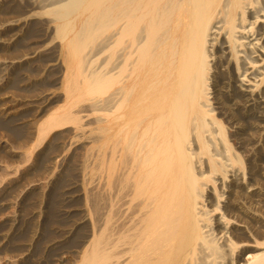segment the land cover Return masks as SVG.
Returning a JSON list of instances; mask_svg holds the SVG:
<instances>
[{
  "label": "bare ground",
  "instance_id": "obj_1",
  "mask_svg": "<svg viewBox=\"0 0 264 264\" xmlns=\"http://www.w3.org/2000/svg\"><path fill=\"white\" fill-rule=\"evenodd\" d=\"M42 3L54 23L47 27L54 35L47 34L61 41L52 60L64 69L65 99L46 110L33 148L61 128L82 132L84 114L98 115L97 193L86 198L88 215L74 233L83 246L88 243L75 264H264V177L234 145L238 128L226 124V118L237 116L247 123L256 120L253 127L264 131V0ZM5 47L1 42L0 49ZM23 61L13 66L20 68ZM56 97L53 92L49 99ZM224 103L230 108L224 109L226 118L220 117ZM71 212L63 213L75 216ZM39 237L33 238V248Z\"/></svg>",
  "mask_w": 264,
  "mask_h": 264
},
{
  "label": "rangeland",
  "instance_id": "obj_2",
  "mask_svg": "<svg viewBox=\"0 0 264 264\" xmlns=\"http://www.w3.org/2000/svg\"><path fill=\"white\" fill-rule=\"evenodd\" d=\"M15 1H17V2H15ZM40 1L41 0H31V1L25 2V0H21V2H20V0H0V7L2 8V9L0 8V10H1L0 11V27L2 28V29H0V39H1L0 43L3 42L6 46L5 48L0 49L1 50L0 51V55H1L0 57L1 58L3 57L2 59L0 58V65L2 64L1 68H5L4 71L2 69L1 70L2 72H0V74L2 73V75H0V79H1L0 80V87L2 89L1 92L4 90L3 93L1 94L2 96L0 95V101H1L0 102V118L2 117V114L5 112L4 113L5 116H3L1 118L3 120H0V127L2 129L0 132V136H2L0 139V155L2 154L0 156V209L2 208L1 209L2 211L0 210V215H1L0 216V228L5 223L4 221L7 220L6 221V223H7L6 229H2V228L0 229V248L5 249V250H3V252L0 251V255L2 254L1 255L2 257L0 256V259H3V257H4V259L2 261L0 260V264H7V263L8 264H12V263L13 264H55V263L56 264H72V263L75 264L79 260V258L81 257L80 252L83 251V249L88 245V243L85 246H83L80 243L81 239L75 237L77 234H75V236H74V233H75V231L77 232V228L80 227L79 226L80 225L79 223L81 222L80 219L87 217V215H88V213H87L88 209L86 206V198L90 197L91 195L94 196L95 193H97V187H96L97 183H98V181L96 180L97 175H95L93 173V168L96 166V156H97V147H96L95 142H93V141H95V139L93 140V137H96V129L95 128L97 127V123H96V120L98 118L97 114H94L92 112H89V114L88 113L84 114V116L88 115L84 119V124L86 123L87 126H84V129L82 132L80 130L77 133H73V132H71L73 130L72 127L61 128V129H58L57 131H55L53 134H51L49 136L50 139L48 138L47 140H45L44 144L41 147L33 148L35 140L38 136V129H39L40 125L42 124V122L47 118L46 116L49 114L47 112L48 111L47 109L52 110L53 108H57V106H60L64 103V99H65V97H63V92L61 89L62 79H63V75H64V69L62 67L59 68V66L58 67L54 66L55 65L54 61L56 59L52 60L53 57L55 58V56H56V53L54 51H56L55 49H57L56 47L59 46L61 41L58 38H54V37H56V36H53L54 32H55L54 28H52V30H53V31L51 30L52 32H50L48 30V28H47L48 25L54 26V23L52 22V19L50 16L48 17L47 15L46 16L44 15L46 13L47 9H49V8H46L45 6H43V3H42L43 0H42V2H40ZM31 2H34V3L30 4ZM24 3H26V4H24ZM14 4H16V5H14ZM19 4H21V5H19ZM36 4H37V8H36ZM39 5L42 6V8H40ZM15 6H17V7H15ZM25 6H27V8ZM7 8L10 10H8ZM41 12H43V13H41ZM30 15H32L33 17ZM41 16H43V18ZM27 18L28 19L30 18V20L25 24L23 22V20H25ZM3 19H4V22H3ZM49 20L51 21V23L49 22ZM45 21H47L48 24ZM28 23H32V24H28ZM11 26H12V28H11ZM26 26H27V28H26ZM19 27H21V30ZM37 28L41 29L43 32ZM18 30H20L21 32ZM47 33H51L53 35H50ZM4 38H6L7 41ZM9 38H10V40H9ZM15 38H16V40H15ZM51 38H53V40ZM30 40H32V41H30ZM12 42H13V44H12ZM8 45H10V46H8ZM52 47H55V48H52ZM47 48H48V51H46ZM43 50H45V51H43ZM41 51H43L44 53ZM45 52H49V53L47 54ZM2 53H3V55H2ZM8 53H9V55H8ZM42 53L44 55H42ZM15 55L17 58L15 57ZM22 55H23V57H22ZM28 55H29V57H28ZM56 58H57V56H56ZM23 60H26V61H23ZM19 61H23V64H22L23 66H20V68L18 66H16L17 68L15 66H13L14 62H19ZM30 63H32V64H30ZM13 67H15V68L12 69ZM22 67H23V69H22ZM37 73H38V75H37ZM10 74H12L13 76ZM1 83H2L3 87L1 85ZM6 84H8V85H6ZM9 84H11V85H9ZM4 85H6V86H4ZM53 92L57 95V97L52 98L53 99L52 100L49 98H51V93H53ZM3 94H5V95H3ZM55 100L58 103L57 106H56L57 103L55 102ZM223 105H225V103ZM230 106L233 107L232 104ZM13 108H15V110ZM43 110H44V112H43ZM228 110H230V108H228L227 105L223 106V112L224 111L226 113L230 112ZM14 113L15 114L17 113V114L15 115ZM226 113L222 114V115L220 114V117L226 118ZM12 115L14 116V118ZM8 116L9 117L11 116L12 119H11V117L9 118ZM239 116L240 115H238V117ZM4 117H7V118H4ZM94 118H95V120H94ZM236 118H237V116L234 118L235 120H238L237 122L234 119H233V121H231L232 119L226 118L228 121L225 119L226 124L229 127L232 125L235 130L238 128L236 131L233 129V133L235 131V133H234L235 137H234L233 143L236 146L237 150L240 152V155L243 158V160L246 161V164L248 165V161L250 158L253 159L255 164L258 166V169L260 171L262 170L261 171L262 175H263L262 177H264V131L263 130L260 131V129L258 130V128H256L257 127L256 125H258L257 124L258 122L256 120H254L256 122L255 123L256 125L254 123H252L254 121L250 122L252 124L251 125L249 122L247 123L245 120H242L241 117H239L241 120L239 118H237V119ZM4 119H6V120H4ZM239 120L241 122H239ZM24 122H25V124H24ZM92 122H93V124H92ZM232 122H233V124H232ZM1 123H3L4 126ZM5 125H7V126H5ZM254 125L256 126L255 127L256 129L253 127ZM248 126H250V127H248ZM251 127H253V128H251ZM68 130H70V131L68 132ZM21 131H23V132H21ZM32 132H34V133H32ZM60 133H62V134H60ZM75 134H76V136H75ZM77 134H79V135H77ZM59 136H61V137H59ZM32 137H33V139H32ZM88 137L89 138L91 137L90 140L92 139V142L89 140ZM56 138H58V139H56ZM49 145L51 146L50 148L48 147ZM13 146H14V148H13ZM52 148H54V150ZM43 149H45V150H43ZM46 152H48V153H46ZM27 154H28V156H27ZM73 154H75V156L79 155L81 157L80 158H79V156L75 157ZM86 156H88V158ZM245 156H246V158H245ZM75 158H76V160L73 162L72 160ZM42 159H43V161L45 160L43 163H42ZM85 160H87V161L85 162ZM37 161H38V163H37ZM40 162H41V164H39ZM257 162H258V164H257ZM69 164L70 165L72 164L71 166L72 167L75 166V167H73V168L69 167L70 166ZM75 164L78 165L79 167L78 166L76 167ZM87 164H88L89 168L87 167ZM64 169H66V170H64ZM262 179H264V178H262ZM262 179L260 181L261 182L260 187L264 186L263 185L264 180H262ZM84 181L86 183H84ZM84 184H86L85 187H84ZM92 186H93V189H95V190H93V192H92ZM261 189H264V187H261ZM89 191H91L92 194ZM262 191L264 193V190H262ZM87 194H88V196H87ZM52 198L55 201H57L56 205L54 204L55 201L52 200ZM70 198L72 200L71 202L68 201V200H70ZM30 199H31V201H30ZM26 200H28V202ZM78 200H79V202H78ZM49 203H51L52 206ZM54 205L56 207L58 206L60 209H58V207L56 208ZM51 207H53L54 209ZM46 208L50 209V210L52 209L53 211L57 209V211L58 210L59 211H58V213H57V211L52 212V211H48ZM25 209L27 210V213L29 216H25V215H27V213H25V211H24ZM83 209H84V211H82ZM46 211L49 212V215ZM67 211H69V212H71V211L75 212L76 211L75 216H73V214L65 215V213ZM2 212H3V214H2ZM63 212H65V213H63ZM59 213H61V214H59ZM4 214H6L8 218H6V215H4ZM50 214L54 217L52 218L50 216ZM22 216H24L23 217L24 223H23V221H21L22 219L20 218ZM47 216H49V217H47ZM62 216H63V219L61 218ZM34 217L35 218L37 217L36 220L33 219ZM45 217H47V219L48 218H50V219H48V221H47V219ZM17 218H19V219H17ZM8 219H9L10 223H9ZM29 219L30 220L33 219V220L30 221ZM53 219L54 220L57 219V220L54 221ZM34 221H35V223H34ZM75 222H76V224H75ZM48 223H49V225H47ZM30 224H31V226L34 225V227L33 228L30 227ZM8 225L10 227H8ZM90 226H89V230L91 229ZM19 227H21V228H19ZM48 227H49V230H48ZM41 228H42V230H41ZM45 229H46V231H44ZM6 233L7 234L9 233L10 237L12 236L10 241L9 240L6 241V238L5 239L3 238V236ZM31 233L33 234L32 236H30ZM34 234H35V236H34ZM50 234L52 235V237ZM30 237H32V238H30ZM36 237L37 238L39 237L40 240H39L38 244L34 245V248H33V246H31V245L33 244V240H34L33 238H36ZM53 237L55 240H52ZM69 239H71V240H69ZM88 239H90V238L89 237L85 238V240H88ZM46 241H48V242H46ZM65 241H67V242H65ZM82 241H84V239ZM44 242H46V243L44 244ZM77 243L78 244L80 243L81 245L78 246ZM63 244H65L66 248L60 249V247H62ZM44 246H45V248H44ZM15 247H18L20 250L19 249L15 250ZM68 247H69V249H67ZM8 254H10V255H8ZM27 255H32V256L29 259L30 256H27ZM9 256H12V257H9ZM27 259H29V260H27Z\"/></svg>",
  "mask_w": 264,
  "mask_h": 264
}]
</instances>
